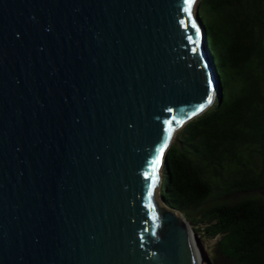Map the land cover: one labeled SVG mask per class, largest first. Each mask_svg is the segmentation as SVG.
<instances>
[{"label":"water","instance_id":"obj_1","mask_svg":"<svg viewBox=\"0 0 264 264\" xmlns=\"http://www.w3.org/2000/svg\"><path fill=\"white\" fill-rule=\"evenodd\" d=\"M199 1L0 0V264H212L159 195L222 94Z\"/></svg>","mask_w":264,"mask_h":264},{"label":"trees","instance_id":"obj_2","mask_svg":"<svg viewBox=\"0 0 264 264\" xmlns=\"http://www.w3.org/2000/svg\"><path fill=\"white\" fill-rule=\"evenodd\" d=\"M198 7L222 94L179 126L159 195L214 238L215 254L264 264V198L251 194L264 188V0Z\"/></svg>","mask_w":264,"mask_h":264},{"label":"rangeland","instance_id":"obj_3","mask_svg":"<svg viewBox=\"0 0 264 264\" xmlns=\"http://www.w3.org/2000/svg\"><path fill=\"white\" fill-rule=\"evenodd\" d=\"M198 5V3H197ZM203 14L201 12V17L203 18ZM253 195L256 194H262L263 198H264V188L260 189L259 192L257 193H251ZM244 195L243 193H233L232 196H242ZM214 200L213 198L209 200L212 201ZM194 216H197L196 214H194ZM189 223V222H188ZM190 224V223H189ZM191 225V224H190ZM194 228L192 227L193 231L198 235V239L200 240V242L202 243L206 253L209 255V257L211 258L212 264H233L231 260L226 259L223 256H220V254H215L214 250V238L211 237H207V235H205L204 233H202V226H200L199 223H196L193 225Z\"/></svg>","mask_w":264,"mask_h":264},{"label":"snow or ice","instance_id":"obj_4","mask_svg":"<svg viewBox=\"0 0 264 264\" xmlns=\"http://www.w3.org/2000/svg\"><path fill=\"white\" fill-rule=\"evenodd\" d=\"M185 3L187 5L185 11L190 12V9L192 7V4L194 3V0H185ZM193 26L195 27V25H193ZM196 35H197V37H199V31H197ZM209 83L211 84V81ZM212 101H213V95H212V93H209L206 102L200 104L199 107H197L194 111H192L191 116H196L198 113L204 111V109L208 105H210L212 103ZM178 123H183V121H179ZM168 124H169V127L167 129V134H168V138L170 139L171 135H172V131H173L172 127H171V121H169ZM167 144H168V139H165L163 146L159 149V154L157 155L156 160L153 162V172H152V176H151L152 181H153V185L155 184L156 179H157L156 168L160 164L161 156L163 155L165 148L167 147ZM149 194H151V189H149Z\"/></svg>","mask_w":264,"mask_h":264}]
</instances>
